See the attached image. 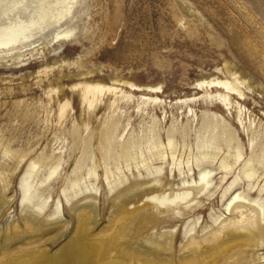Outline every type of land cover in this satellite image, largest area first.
<instances>
[{"label":"rangeland","instance_id":"obj_1","mask_svg":"<svg viewBox=\"0 0 264 264\" xmlns=\"http://www.w3.org/2000/svg\"><path fill=\"white\" fill-rule=\"evenodd\" d=\"M14 1L0 3V247L22 233L0 264L53 255L86 206L112 248L116 205L146 206L130 244L161 243L174 263L222 225L264 226V0H45V15L39 0L10 12ZM153 189L173 201L139 196ZM235 193L246 202L228 213ZM227 255L220 264H264V243Z\"/></svg>","mask_w":264,"mask_h":264},{"label":"bare ground","instance_id":"obj_2","mask_svg":"<svg viewBox=\"0 0 264 264\" xmlns=\"http://www.w3.org/2000/svg\"><path fill=\"white\" fill-rule=\"evenodd\" d=\"M39 1H40L39 8H42V13L45 15L47 12L48 4H44L45 0H39ZM2 2L4 3L5 0L4 1L0 0V3ZM14 2L13 4H11L12 5L11 7L10 5L8 6L10 7L8 11L10 12L15 11L16 5L22 4V1L20 0L19 1L17 0V2L15 3ZM4 6L7 8V4L6 5L4 4ZM5 7L1 6L0 8L4 9ZM5 10L6 9H4L3 11L5 12ZM23 10H24V4H23ZM3 11L0 14L1 15L0 17H2ZM10 12H8V14ZM3 16H7V14ZM210 84L212 85L214 84L216 87L220 86L223 88H225L226 85L223 82H214V83L212 82ZM97 88H98L97 86L94 87V89ZM101 90L102 88L98 89L99 94L102 92ZM86 91H89V89H86ZM151 92L155 93V90H151ZM56 170H57V166L51 168L49 171V176H52L56 172ZM208 176H209V172H202L201 175H199V179H198L199 185L202 184L208 178ZM28 181L29 179L27 175L22 180L21 183V189L23 191V197L20 202L21 207H25V205H27L26 201L28 200V198L25 194V188L28 184ZM205 185H207V183H205ZM229 188H227L226 191H228ZM198 190H202V188L199 187ZM191 191H193V189L189 187L188 191L184 190L179 194H176L172 199L177 198L180 201L181 200L183 201V199L190 196V194L192 195ZM152 192H155V189L146 191L139 196L140 197L144 196L147 202L150 203V205L152 204L155 206H163L166 205V203L168 202L171 203L173 201L163 197L164 195L157 196L155 194H152ZM244 202L242 201L241 196L235 193L233 197L228 201L227 205L225 206V209L226 211H228V213H231L237 207H241ZM231 203H234L233 206L227 210V207ZM2 205H3V201L0 198V214L2 212ZM125 206L126 203L124 201L123 203L119 202L116 205V209L113 212L115 216L112 217L113 221L110 223L109 226V230H111V228H114L112 231L114 232V234L117 233L116 232L117 228L119 227L123 228L122 241L119 246L112 248L110 246V241L104 235L103 238L100 235H97L96 237H92L91 231L92 228L94 227V219L96 218V214L93 207L86 206L82 209V212H79L74 217L73 236L68 241H66V243L60 246L59 249L53 255H49L47 251L29 252L19 258H11L8 264H220L222 259H224L225 255L227 254L236 256L242 254V251H244V249L258 248L261 246V244L264 243V226H260L258 224L257 226H255V228H253V223L238 225L237 223H239L240 221L238 220V222H233L231 224L232 225L231 228L227 227V225L225 226L222 225L221 226L222 236H215L213 239L211 238V240L209 241V243H207V246L205 247H201L200 244L202 241L206 243V240L208 238L188 240L187 242V246H189L187 250L188 255L184 257L182 256L177 260V263H174L173 256L170 255V257L167 258L165 256L163 257V255L161 254V251H163L164 249L161 243H158L157 245L155 244L156 247L151 249L142 247L143 250H139L138 248L134 247L135 245L130 244L131 239L137 236L138 229L140 227L139 224L145 221L146 219L145 213L147 211L144 210L146 206L145 208L141 207L140 209L139 208L136 209L135 207L131 211L126 210ZM147 207L149 206L147 205ZM242 214L241 216L244 215ZM24 220L27 227L30 228L29 224L31 225L32 221H30L27 218H25ZM150 222L154 224L157 222V220L151 218ZM42 225L43 224H39L35 230L33 229V231L41 232L43 227ZM128 225L134 226L133 230L127 229V231H124V229H126ZM238 229H242L246 231L244 234L236 233V230ZM30 231L33 232L32 230ZM21 233L22 232H20L18 228L14 227L9 229L5 233L4 236L5 245L0 247V252L5 251L7 249V244L10 243V240L17 238ZM170 249H171V245H170ZM111 252H114L113 257L110 256Z\"/></svg>","mask_w":264,"mask_h":264}]
</instances>
